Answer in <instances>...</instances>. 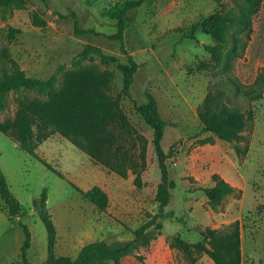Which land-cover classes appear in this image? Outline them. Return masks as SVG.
<instances>
[{
    "label": "rangeland",
    "instance_id": "rangeland-1",
    "mask_svg": "<svg viewBox=\"0 0 264 264\" xmlns=\"http://www.w3.org/2000/svg\"><path fill=\"white\" fill-rule=\"evenodd\" d=\"M117 1L24 0L0 7V51L8 47L26 74L38 79L49 78L63 66L54 91L80 87L83 76L101 73L110 82L105 93L119 101L132 125L148 139L147 164L142 185L137 186L131 168L123 173L111 167L103 160L105 152L99 146H91L80 136L76 138L83 144L80 147L55 124L42 129L37 122L33 124L36 150L64 176L47 168L0 129V164L23 207L11 218L0 197V264L23 263L21 222L32 236L28 260L48 264V232L34 204L44 188L48 190L46 207L57 229L56 255L74 258L86 243L106 240L118 250L131 247V251L121 256L120 263L108 260L102 264H151L160 248L161 256L166 257L160 256L163 264H172L171 258L174 264H191L205 253L193 244L207 241L202 236L205 227H196L190 208L205 200L211 204L202 190L207 186L192 174L195 155L205 159V169L213 163L222 165L244 180L246 194L241 209V188L224 196L214 208L233 203L238 212L241 210L242 264H264V0H147L126 13L123 42L108 37L118 30L117 20L103 14ZM75 18L81 27L94 32L76 34ZM208 22L224 25L222 38L204 27ZM86 43L100 46L122 62H127L125 51L130 52L140 64L131 86L132 97L141 104L151 91L167 122L162 146L170 152L167 163L177 184L165 216L160 218L162 234L149 246L131 243L135 241L134 229L159 211L156 191L161 170L152 142L153 129L131 98L122 93L123 74L114 63L97 56L77 57ZM210 92L222 93V105L242 116L241 129L233 141L203 131L199 108ZM50 99V90L10 91L0 107V126L16 130L19 111ZM127 139L131 146V138ZM218 150H222V158ZM73 183L85 190L100 185L108 194V206L99 209ZM151 232L155 233L153 228ZM201 264L212 263L203 260Z\"/></svg>",
    "mask_w": 264,
    "mask_h": 264
},
{
    "label": "trees",
    "instance_id": "trees-1",
    "mask_svg": "<svg viewBox=\"0 0 264 264\" xmlns=\"http://www.w3.org/2000/svg\"><path fill=\"white\" fill-rule=\"evenodd\" d=\"M23 1L0 0V7L12 6ZM146 1L119 0L113 6L106 8L103 14L116 19L118 26V30L108 34V37L123 42L127 26L126 13L131 9L140 7ZM245 21L249 23L248 20ZM204 27L217 38H222L221 34L225 28L223 24L208 22L204 23ZM74 32L82 35L94 32V29L81 27L78 19L75 18ZM121 46L123 47L124 43ZM212 50L215 58H219L216 50ZM125 52L127 53V62H122L117 55L105 53L100 46L86 43L77 57L97 56L104 61L114 63L123 74L122 93L131 98L134 108L153 129L152 142L161 170V180L156 191L159 211L149 214L148 219L134 229L135 241L131 243V245L149 246L153 239L162 234L164 224L160 218L165 216V208L171 200L172 190L176 187L177 182L167 163L170 152L165 151L162 146L167 122L161 115L157 99L151 91H147L148 100L141 104L132 97L131 86L140 64L130 52ZM62 68L63 66L47 79L31 77L20 67L8 47H3L0 51V107L4 105L6 95L10 91L23 88L50 90L51 99L47 102H34L29 106V109L19 111L20 120L15 127L16 130L9 131L3 126H0V129L15 138L22 149L41 161L47 168L60 176H64L61 170L42 157L36 150L33 124L37 122L39 129L46 125L55 124L61 133L71 138L78 146H83L82 142L76 139L80 136H83L91 146H99L100 150L105 152L106 159L103 160L111 167L123 173L127 168H131L136 174L135 184L137 186L142 185V171L147 164L148 139L132 125L129 117L120 107L119 101L105 93V90L110 89L109 78L99 72H90L83 76V83L80 87L54 91L57 74ZM220 94L215 95L210 92L205 97L199 108V117L203 124V131L213 132L221 139L233 141L238 137V132L241 129L242 116L223 106L220 101L222 93ZM127 136L131 138V146L126 143L129 142ZM137 139L140 144H137ZM213 180L215 181L213 186L202 187V190L208 195L211 204L215 207L224 196L234 193L237 188L218 173L213 174ZM74 186L99 209H105L108 206V194L100 185L95 184L86 190L76 184ZM0 197L3 199L5 209L11 218L22 211V204L11 191L1 164ZM47 199L48 190L44 188L41 196L34 201V204L39 210L48 232V264H102L108 260L120 263L121 256L131 251V247L118 250L114 244L106 240H96L86 243L74 258L69 255H56L57 229L52 215L47 210ZM21 226L25 234L21 246L22 264H35L27 258V250L32 243L31 231L22 222ZM151 228L154 229L155 233L151 232ZM202 236L207 244L198 241L193 244V247L200 252H205L216 264H242L240 219H236L221 228L207 226L203 229ZM183 246L188 248L187 243H183ZM196 261L197 259L193 260L191 264Z\"/></svg>",
    "mask_w": 264,
    "mask_h": 264
},
{
    "label": "crops",
    "instance_id": "crops-1",
    "mask_svg": "<svg viewBox=\"0 0 264 264\" xmlns=\"http://www.w3.org/2000/svg\"><path fill=\"white\" fill-rule=\"evenodd\" d=\"M206 146H204L202 149H204ZM217 155L219 158H222L223 152L222 150H218ZM193 158H195V166L194 170L192 171V174H195V176L201 180L200 183H203V185L206 186H213L215 184V181L213 180V174L219 173L221 177H223L225 180L230 182L233 186L236 188L243 189L242 197L240 199V209L243 206L244 198L246 194L245 186H243L244 180L237 178L236 175L231 174L229 170L225 169L224 166L218 165V164H211L209 169H205L202 166V163L205 159H202V157H199L198 155H195ZM200 158V159H199ZM256 195V193H255ZM256 197V196H255ZM234 204L230 203L229 205L225 206L223 209L222 207L214 208L208 200H205L204 202H197L194 206H191V213L196 219V227L200 226H210V227H221L222 224H226L228 222H231L236 219H240L242 216V213H240L241 210L234 208ZM166 213V209H165ZM165 243V242H164ZM163 245V244H162ZM161 245V246H162ZM161 249V248H160ZM158 249L156 256L154 257V260H151V264H163L161 261V251ZM161 256V257H160ZM162 259L166 260V257H162ZM172 264L173 263V259ZM203 260H207L208 262H211L212 264H215L213 259L209 257L206 253L202 254L201 257L194 263V264H201Z\"/></svg>",
    "mask_w": 264,
    "mask_h": 264
}]
</instances>
